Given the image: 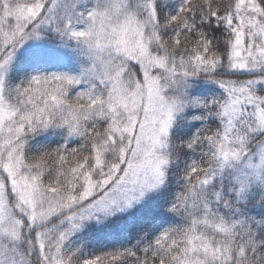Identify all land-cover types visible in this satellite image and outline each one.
Returning <instances> with one entry per match:
<instances>
[{
    "label": "snow or ice",
    "instance_id": "obj_1",
    "mask_svg": "<svg viewBox=\"0 0 264 264\" xmlns=\"http://www.w3.org/2000/svg\"><path fill=\"white\" fill-rule=\"evenodd\" d=\"M0 264H264V0H0Z\"/></svg>",
    "mask_w": 264,
    "mask_h": 264
}]
</instances>
